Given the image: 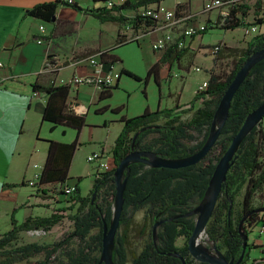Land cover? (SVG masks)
<instances>
[{
  "label": "trees",
  "instance_id": "16d2710c",
  "mask_svg": "<svg viewBox=\"0 0 264 264\" xmlns=\"http://www.w3.org/2000/svg\"><path fill=\"white\" fill-rule=\"evenodd\" d=\"M261 1L257 0V8H261ZM246 0L235 2L225 19H219L209 24V28L219 25L224 29L258 26L264 24V18L256 17L254 22H246L249 15ZM149 3V2H148ZM61 4H68L75 9H81L76 3L69 4L65 0L43 2L30 8L26 15L52 22ZM140 4H147L142 0ZM136 4L127 3L119 9L133 7ZM108 7L100 9L96 17L106 21L124 23L128 19L122 15L112 14ZM257 11V10H256ZM224 17V16H222ZM145 28L155 26L150 18L136 15L131 18L137 27L141 21ZM219 23V24H218ZM203 31L202 33H204ZM124 43L123 35L118 34L117 44ZM222 44V43H221ZM264 48V31L256 34L243 49L222 45L218 56L224 50L228 56H234L230 71H216L212 69L208 78V85L202 92L197 91L188 104L177 103L170 108H157L145 111L137 116H122L123 129L118 135L112 153L115 167L107 172L95 174L93 187L87 195H82L79 182L75 181V190L66 200V205L53 207L48 216H30L19 222L13 212L12 228L0 233V264H58L59 253L67 258L64 264H97L102 252L103 220L108 225L114 213L116 182L114 172L120 161L133 150H152L169 158L189 156L198 151L205 144L211 123L215 117L219 103L244 62L254 52ZM189 45L179 48L176 44L170 46L163 55V62H179L187 53ZM102 61L107 58L106 51H102ZM216 57L215 63L218 60ZM112 64L119 59L115 55L107 58ZM160 60L148 71V77L158 73ZM122 74L141 79L129 69L122 68ZM147 77V78H148ZM157 81L158 76H156ZM120 79V78H119ZM118 86L105 87L99 94V100L112 95V89ZM36 93H43L47 100L43 113V121L52 124V129L58 125L72 127L77 130V136L72 142H62L48 139V151L45 163L36 184L37 193L46 195L55 203H63L58 197L65 194L63 187L73 179L70 170L75 153L81 142L79 140L82 129L87 125L86 115L70 109L68 99L71 86L63 83L32 84ZM264 103V59L258 62L250 71L234 98L229 116L220 136L208 154L198 163L182 168L151 167L142 162L130 165L125 203L116 243L113 249L115 264H183L179 257L170 252L180 253L186 264H210L204 259L195 257L189 248V239L195 227L192 216H184L193 209L192 201L197 197L203 199L208 188L210 178L220 158L232 143L234 136L243 126L250 112ZM122 107L114 108L119 112ZM192 112L188 119L183 115ZM264 120L260 126L254 127L241 142L236 157L223 183L217 205L207 224V235L210 241H217L218 249L227 257L239 259L243 252L244 238L240 230L244 219V232L249 234L248 226L264 221V213L253 212L257 208L256 197L264 192ZM188 142V143H187ZM25 183H21L24 185ZM8 184H5V186ZM15 187V184L12 185ZM95 195V198L93 196ZM238 196H242L238 202ZM239 203V209H237ZM48 206V204H47ZM148 206L145 222L139 228L135 222V212ZM16 211V210H15ZM69 211V212H68ZM173 218V219H171ZM72 222V229L65 232L55 241L40 243H20L22 232L49 231L62 220ZM162 221L154 236L153 226ZM149 226L151 229L148 230ZM98 228V232H93ZM134 232L139 237H145L140 250L131 248V237ZM179 238H184L181 245ZM78 241L77 248H71L72 241ZM249 242L246 254L240 264H244L248 256ZM43 256L42 259L32 260V257Z\"/></svg>",
  "mask_w": 264,
  "mask_h": 264
},
{
  "label": "crops",
  "instance_id": "0c3cea01",
  "mask_svg": "<svg viewBox=\"0 0 264 264\" xmlns=\"http://www.w3.org/2000/svg\"><path fill=\"white\" fill-rule=\"evenodd\" d=\"M49 1L54 0H0V61L4 64L0 68V233L12 228L13 212H15V218L19 222L25 221L30 216H48L52 213L53 207L66 205L68 199L59 196L58 199L63 200V203H55L46 195L37 193L36 184H29V181L34 178L33 175L41 172L37 169L43 167L48 151L47 144L43 140L48 143V139L44 138L50 137L48 134L50 125L43 121L47 98L43 93L34 92L32 84L36 82L52 83L54 78H57L56 81L59 83L61 79L70 78L74 74H88L93 71V67L87 62L74 65L70 60L72 56L82 59L97 52L106 51L107 58L109 55H115L119 58L116 63H122L115 51L118 46L117 37L119 33L123 35V44L134 41L130 40L134 35L144 33L138 42L141 39H148L152 49L160 51L157 53L156 59L149 62V69L160 60L157 75L156 73L152 75H154L155 81H157L156 76H158L159 81L157 82L161 83L165 76L172 77L177 74L172 73L173 65L176 62L162 61L166 50L153 48V43L163 32L154 27L146 29L144 20L135 27L130 19L141 13L144 7L159 3L175 9L179 13L193 14L195 17L188 20L186 25H195L197 22H201V15L203 14H205L206 22L209 24L222 19L218 9L210 12L203 11L204 3L208 0H146L147 4L144 5L140 4L142 0H136L132 2L136 4L133 7L119 9L117 6L113 10L107 8V10H112V14L126 17L128 21L124 23L111 20L103 21L96 17L95 14L100 9L107 7L105 0H75L81 9H75L68 4H61L57 9L55 20L52 22L26 15V12L33 6ZM254 1L257 2V0H248L247 2ZM196 4L198 5L195 6ZM249 5H251L250 10H254L252 4L249 3ZM249 15L246 22L250 21ZM253 17L264 18V0L261 1V8L256 7ZM90 18L97 19L102 23L98 30L101 32L98 38L94 35L89 36L85 32L86 23ZM41 26H44V31H41ZM215 27L221 28L219 25ZM249 29L250 27L245 28L247 33H250ZM259 29L264 31V24L260 25ZM106 32L112 38L111 41L104 40L106 39ZM181 33L182 28L175 29L174 34L177 38L180 37ZM201 34L185 38V43L189 45V49L178 62L179 66L186 67L190 61L193 62V59L189 58L191 55L188 54L195 46V38ZM39 37L44 38L42 43L37 42ZM249 41H245V44L238 49L245 48ZM220 42L225 47H238L232 46L226 41ZM207 48L210 49V47ZM228 52L224 50L221 54L228 55ZM55 54L61 57L62 62L65 63L64 67L54 74L43 72L45 60ZM107 58L101 66V71L104 73L111 69L115 70L116 63L112 64ZM191 64L193 65V63ZM214 65L215 60L213 59L211 66L214 67ZM166 69H168L167 74H165ZM71 89L73 90L70 92L68 104L70 109L79 114H87L89 110L87 100L91 104L99 102L101 90L95 85L81 84L73 86ZM159 107L161 108L160 105ZM104 125L107 126V123ZM53 138L57 140V137ZM112 150L113 148L111 149V156L106 154L105 149L102 151L114 168ZM36 159H39L40 163L35 162ZM35 164L38 166L36 167ZM71 176L73 179L69 181V184H75L76 179L73 175ZM23 182L25 184L20 187V183ZM5 184L8 185L5 186ZM13 184L15 187L12 186ZM259 207H264V204ZM41 209L43 210L41 211ZM256 228L259 227L256 226ZM250 233L248 234V242L253 241L252 244L262 247L264 239L261 240V236L251 237ZM177 244H182L180 238ZM251 254L252 249L248 248V256L244 264H253L255 261L258 264H264V256L255 259L251 257Z\"/></svg>",
  "mask_w": 264,
  "mask_h": 264
},
{
  "label": "rangeland",
  "instance_id": "374dc122",
  "mask_svg": "<svg viewBox=\"0 0 264 264\" xmlns=\"http://www.w3.org/2000/svg\"><path fill=\"white\" fill-rule=\"evenodd\" d=\"M247 1L248 0H246L245 3L248 5V13H250L248 18L251 22H254L255 18L253 16L257 4L256 1L249 2L254 8V10H250L251 5H249ZM197 5L198 4L195 6ZM201 18V22L205 23V14L201 15ZM220 21L221 20H219V22ZM101 25L102 23L99 20L90 18L86 23L87 28H85V32L89 36L94 35L98 38L101 34V32L98 31ZM252 25L254 24H251L249 27ZM245 28L246 27L241 26L236 29L227 30L224 28L213 27L209 28L201 35H198L195 38L194 48L191 49L190 54H188L191 55L189 58L193 59V62L190 61L186 67H181L177 61L172 68V73L177 74L172 77L165 76L161 83L155 81L154 75H150L148 77L149 62L151 60H155L157 53L160 52L152 49L148 39H141L139 42L134 40L116 47V54L120 57L122 63H116L114 66L115 70L120 72L122 67H125L134 72L141 79H136L127 74H122L120 79L116 80L115 84L118 82V86L112 89V95L110 97L99 100V102H96L95 104H91L89 100L86 101L89 106V110L86 114L87 125L81 131L79 138L81 145L75 153L70 170V174L74 176V179L81 177L79 185L82 195H87L92 189L95 173L97 172V163L88 162V155L94 152H101L105 149L106 154L111 156V149L114 147L115 141L123 129V121H121L122 116L133 117L140 115L147 107L151 110H156L159 105L161 108H170L174 107L177 103H189L194 98L196 88H198L197 86H199L204 79L208 80L212 69L215 68L216 71L224 70L229 72L233 66L234 59H236L235 57L229 58V56L225 54L218 56L217 53H211L210 49L207 47H212L214 44L221 43L220 41H226L232 46H238L237 48L242 47L245 44V41L251 40L256 35V33H247ZM105 38L106 39L104 40L106 41H111L112 39L108 32H106ZM245 46H247V44ZM194 56L196 57L194 58ZM216 57L220 58H217L218 60L213 67L211 65L213 63V59ZM191 63H193V65ZM194 66L202 67V71H195ZM167 70L168 69L165 70V74H167ZM120 106L122 109L119 112L114 110V108ZM191 115L192 112L186 113L183 115V118L188 119ZM45 122L50 125V130L48 131L50 137L44 139H56L53 137H57L58 141L72 142L77 136V130L72 127L58 125L52 129V124L47 121ZM104 123H107V126H105ZM43 141L48 147L47 141ZM35 162L40 163V160L36 159ZM37 170H42V166L41 169L38 168ZM19 186L22 187L21 183ZM64 195L65 194L61 195L64 199L70 197ZM241 199L242 196H238V202H240ZM201 202L202 199L197 197L194 201H192L193 208L197 207ZM262 204H264V192L259 194L255 199L256 206H261ZM239 205L240 204L237 203V209H239ZM147 209L148 206L136 211L134 214L136 226L139 228L145 222ZM42 210L43 209H41V211ZM192 218L196 220L197 215H192ZM72 226L73 224L71 221L64 219L49 231L38 230V232H22L20 243L34 241L40 243L52 242L60 238L63 233L71 230ZM256 226L258 227L259 224ZM256 226L250 233L251 237L255 236V238H257L258 236H261V240L264 239V233L261 235ZM150 229L151 226H149L148 230ZM93 232H98V228L94 229ZM145 239L146 236L144 238L139 237L132 232L131 248L133 247V249L140 250ZM180 241L183 243L184 238H180ZM201 241L210 248L214 246V242L210 241L208 238L207 227ZM252 242L253 241H250L249 243V248L252 249L251 257L255 259L257 257H263L264 252L262 247L260 245H255L254 243L252 244ZM77 247L78 241H72L71 248ZM42 258L43 256H36L31 259L39 260ZM58 258V264H64L67 262V258L63 256L62 253H59ZM16 264H25V262H19Z\"/></svg>",
  "mask_w": 264,
  "mask_h": 264
},
{
  "label": "water",
  "instance_id": "95a60500",
  "mask_svg": "<svg viewBox=\"0 0 264 264\" xmlns=\"http://www.w3.org/2000/svg\"><path fill=\"white\" fill-rule=\"evenodd\" d=\"M263 59L264 48L250 55L249 58H247V60L244 62L243 66L238 70L219 103L215 117L210 126L209 136L205 144L198 151L185 157L169 158L162 156L152 150H133L120 161L114 172L116 182V193L113 207L114 213L109 225L105 220H103L102 252L97 264H115L113 261V249L116 243L117 232L120 226V220L125 203V191L128 181V176L125 175L127 172H130V165L133 162L138 161L151 167H165L176 169L194 165L202 160L217 142L221 130L224 127L229 116L232 99L234 98L236 92L238 91L246 77L249 75L251 69ZM263 120L264 103L248 114L243 126L234 136L231 145L218 161L216 168L210 178L209 185L202 199V202L197 207L184 214V216L189 217L195 214L197 215V218L195 220V227L189 239V248L191 250V253L197 258L208 261L210 264H240L245 257L246 247L248 243V234L244 232V219L241 221L240 226V230L244 238V250L237 261H235V257H232L230 260L227 259L224 252L218 249L216 245L217 241H213L214 246L210 248L206 244H203L201 239L217 205L219 195L222 191L223 183L227 179V173L231 167V164L235 160V155L241 142L254 127L260 126ZM93 198H95V195L93 196ZM253 212H264V207L257 208L253 210ZM161 223L162 221L156 222L153 226L155 238L157 237V229ZM169 254L179 257L182 263L186 264L185 258L180 253L170 252Z\"/></svg>",
  "mask_w": 264,
  "mask_h": 264
},
{
  "label": "built area",
  "instance_id": "2783aa9c",
  "mask_svg": "<svg viewBox=\"0 0 264 264\" xmlns=\"http://www.w3.org/2000/svg\"><path fill=\"white\" fill-rule=\"evenodd\" d=\"M67 3L72 4L75 3V0H65ZM136 0H105L106 6L108 8H114L117 6H122L127 3L135 2ZM240 0H208L204 3L203 11L204 12H210L213 10H220V14L222 17V20L225 19V16L229 14L230 7ZM140 17L143 18H150L155 22L154 28L158 29L159 31H162V35L158 37L155 42L153 43V48L155 50H167L172 45H177L179 48H182L186 45L185 38L194 36L197 34H201L203 31H205L209 27V23L205 22H197L195 25H186V22L190 19H193L195 16L193 14H183L177 12L175 9L169 8L163 4H157L152 5L150 7H144L143 11L138 14ZM41 31H44V26H41ZM182 28V33L179 38H177L174 34L175 29ZM250 33H256L258 34L260 32L259 26L254 24L249 29ZM144 33H138L134 35L130 40H139L142 38ZM44 41L43 37H39L37 42L42 43ZM221 43H217L210 47L211 53H218L222 48ZM102 51L97 52L96 54L87 56L82 59L76 58V56L71 57V61L74 65L80 64L83 62H87L90 66L93 67V71L88 74H74L70 78L67 79H61L59 83L68 84L71 87L78 86L81 84H89V85H95L100 90H102L105 87L113 86L120 78V72L116 70H109L107 73H104L101 71V66L103 65L102 61ZM64 64L61 60V57L58 56V54H55L51 57H48L45 60V65L43 68V72L47 73H58L63 67ZM3 62L0 61V68L3 66ZM195 71H202V67L200 66H194ZM57 78H54L52 80V83H57ZM208 85V80H204L201 84H199L197 91L202 92L206 89ZM88 162H96L97 166V176H100L99 173L107 172L113 169L112 164L107 159L106 154L101 152H94L87 157ZM37 167L38 165L35 164ZM95 173V174H96ZM39 174H36L32 180L29 181V184L35 185L37 184L39 180ZM63 190L65 192V195L70 196L74 190L75 185L74 184H68L63 187ZM264 212H261L263 214ZM259 224L258 231L262 235L264 233V221H259L256 224H253L250 226V228L253 230V228ZM262 250L264 252V244L262 245ZM253 264H258L257 261H255Z\"/></svg>",
  "mask_w": 264,
  "mask_h": 264
},
{
  "label": "flooded vegetation",
  "instance_id": "af4514ba",
  "mask_svg": "<svg viewBox=\"0 0 264 264\" xmlns=\"http://www.w3.org/2000/svg\"><path fill=\"white\" fill-rule=\"evenodd\" d=\"M248 230H249V233H250V231H252V229L250 228V225L248 226Z\"/></svg>",
  "mask_w": 264,
  "mask_h": 264
}]
</instances>
